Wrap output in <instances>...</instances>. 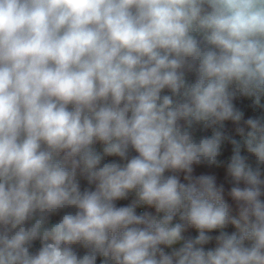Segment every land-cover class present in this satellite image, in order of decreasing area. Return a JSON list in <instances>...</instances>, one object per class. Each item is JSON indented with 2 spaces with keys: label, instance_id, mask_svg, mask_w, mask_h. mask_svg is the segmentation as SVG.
<instances>
[{
  "label": "clouds",
  "instance_id": "obj_1",
  "mask_svg": "<svg viewBox=\"0 0 264 264\" xmlns=\"http://www.w3.org/2000/svg\"><path fill=\"white\" fill-rule=\"evenodd\" d=\"M237 93L264 107V0H0V264H264V117L226 136Z\"/></svg>",
  "mask_w": 264,
  "mask_h": 264
},
{
  "label": "built area",
  "instance_id": "obj_2",
  "mask_svg": "<svg viewBox=\"0 0 264 264\" xmlns=\"http://www.w3.org/2000/svg\"><path fill=\"white\" fill-rule=\"evenodd\" d=\"M185 78L189 83H192V82H195L197 76H196V73L194 71H186L185 72ZM163 94H170V93H168V90L166 89ZM233 103L236 106V108L243 113V120L239 124L234 123L231 120L225 121L224 126L222 128V131L225 133L226 136L231 137L233 139H236L238 141H242V137L237 132V128L243 127L245 129V132H247L249 129H248L247 125L244 123V121L250 117L251 118H262V117H264V107H261V106L255 104L254 97L245 96V95L240 94V93H237V95L235 96V98L233 100ZM261 104H264V96L261 97ZM71 108H72V106L69 105V110H71ZM212 131H213L212 128H205L203 125H194V127L192 129V134H193L194 138L199 140L201 137L211 136ZM93 147L95 148V150L97 152H102L103 145L100 142H97L96 144H94ZM231 154H232V145H231L229 140H225V142L222 145V154L219 157V159L222 161L227 160ZM242 154L243 155H249L250 160L254 162L255 158L252 157L250 154H248L246 152V149L242 148ZM136 155H137V153L133 149L130 148L129 152H128L127 159L121 160L119 157H104V159L101 161V163L103 164L106 162H110L112 160H116L123 165V164L127 163L128 159H131L132 157H134ZM212 167L215 169H224L223 167H215V166H212ZM171 174L172 173H170V172L165 173L166 176L171 175ZM180 174H182V176L184 175L183 173H180ZM77 179L80 183L81 191L88 190L91 188L95 189V185L94 184L93 185L88 184L87 180L79 174V171L77 173ZM185 183H187V182H185ZM135 199H136V193H135V191H132L128 194L127 198L118 200L115 203H116L117 207L128 206ZM69 210L70 209L63 210L60 214H58L57 216H54L52 218V221L57 222L60 219V215H63L64 211H69ZM136 212H137V214H141L143 212H150L153 215H156L155 209L150 208L148 206L137 207ZM231 212L233 215L237 214V210L234 209L233 207H231ZM177 222H178V218H177ZM226 230L229 232H232L235 229L232 226H229ZM216 234H218V233H212V235H216ZM195 235H197V232L195 229L189 228L185 232V236H195ZM213 246H214V242L209 244V245H206L205 247L211 248ZM39 247H40L39 241H36V242H34V245H33V248L31 249V251L35 252L36 250H38ZM72 247L80 255H83L84 252L86 251V249H84L79 244L72 245ZM166 251H169V249H166ZM98 264H99V261H98Z\"/></svg>",
  "mask_w": 264,
  "mask_h": 264
},
{
  "label": "trees",
  "instance_id": "obj_3",
  "mask_svg": "<svg viewBox=\"0 0 264 264\" xmlns=\"http://www.w3.org/2000/svg\"><path fill=\"white\" fill-rule=\"evenodd\" d=\"M195 171L193 175H200V174H213L216 175L217 177V184H223L225 188V200L229 203L231 207L237 210V205L236 203L231 199V197L228 195V191L232 186L231 178L226 176L225 170L224 169H215L213 167H209L207 165H199V166H194ZM241 187H243V184H241ZM88 190H94L93 188L88 189ZM264 199V196L261 197ZM69 211L75 212V209H70Z\"/></svg>",
  "mask_w": 264,
  "mask_h": 264
},
{
  "label": "rangeland",
  "instance_id": "obj_4",
  "mask_svg": "<svg viewBox=\"0 0 264 264\" xmlns=\"http://www.w3.org/2000/svg\"><path fill=\"white\" fill-rule=\"evenodd\" d=\"M179 176L182 182H187V181H184L182 174H179Z\"/></svg>",
  "mask_w": 264,
  "mask_h": 264
}]
</instances>
